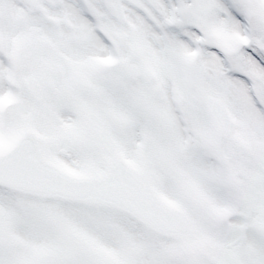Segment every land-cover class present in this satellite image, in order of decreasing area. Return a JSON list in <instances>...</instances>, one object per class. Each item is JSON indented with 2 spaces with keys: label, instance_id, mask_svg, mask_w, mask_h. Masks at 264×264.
Segmentation results:
<instances>
[{
  "label": "snow or ice",
  "instance_id": "snow-or-ice-1",
  "mask_svg": "<svg viewBox=\"0 0 264 264\" xmlns=\"http://www.w3.org/2000/svg\"><path fill=\"white\" fill-rule=\"evenodd\" d=\"M0 264H264V0H0Z\"/></svg>",
  "mask_w": 264,
  "mask_h": 264
}]
</instances>
